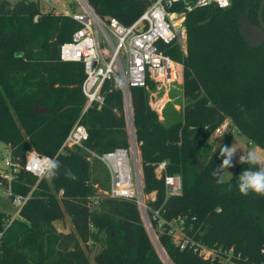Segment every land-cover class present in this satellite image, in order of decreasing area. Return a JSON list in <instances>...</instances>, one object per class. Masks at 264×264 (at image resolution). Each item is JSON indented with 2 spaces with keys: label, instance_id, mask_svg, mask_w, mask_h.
Segmentation results:
<instances>
[{
  "label": "trees",
  "instance_id": "16d2710c",
  "mask_svg": "<svg viewBox=\"0 0 264 264\" xmlns=\"http://www.w3.org/2000/svg\"><path fill=\"white\" fill-rule=\"evenodd\" d=\"M150 1L86 0L100 18L112 17L124 25L134 23ZM260 2L231 0L224 9L208 5L189 11L182 3L171 7L185 11L186 50L175 42L161 49L182 67L181 118L171 123L158 119L150 107L156 91L152 82L130 88L136 139L142 142L143 191L155 194L147 202V214L169 264H226L204 260L191 243L233 247L240 253L236 264L264 262V195L239 193L238 179L246 164L239 163L225 183H216L213 171L223 160L219 150L231 145V131L210 154L208 143L213 129L229 118L251 144L264 150V42L250 48L240 34L239 17L246 13L250 23L257 24ZM261 17L264 21V7ZM78 27L69 16L43 12L37 0H0V143L10 145L21 160L32 150L61 164L54 178L37 183L19 218L9 222L0 212V264H90L82 246L91 240L101 242L93 264H164L137 205L107 197L89 208L88 197L95 195L94 183L100 182L93 165L78 149L59 151L85 104L82 63L59 57L60 46ZM107 88L112 91L106 93L104 105L88 107L81 117L88 131L85 143L97 153L127 145L121 91L112 81L105 82ZM159 102L156 98L151 104ZM161 160L167 161L168 174L181 177L177 196H166L163 180L154 174L152 164ZM68 169L77 180L65 177ZM103 169L102 188L108 181ZM35 183L21 172L13 191L26 193ZM65 216L72 225L68 233L53 225ZM179 219L184 247L175 244L170 225Z\"/></svg>",
  "mask_w": 264,
  "mask_h": 264
},
{
  "label": "built area",
  "instance_id": "2783aa9c",
  "mask_svg": "<svg viewBox=\"0 0 264 264\" xmlns=\"http://www.w3.org/2000/svg\"><path fill=\"white\" fill-rule=\"evenodd\" d=\"M76 1L80 5V11L67 12L65 15L77 22L79 27L73 31L70 40L60 46L59 57L64 62L82 63L85 76L80 91L85 98V104L81 115L64 138L59 151L78 149L99 161L105 168L108 186L105 190H100L95 186L97 189L95 195L88 197L89 208L96 207L102 199L107 197L126 198L137 205L140 214H147L148 200L146 201V197L148 195L143 191L140 159L142 142L136 139L130 88L145 86L150 81L157 91L167 93L173 82L178 77H182L181 65L164 54L161 49L162 44L172 42L177 43L183 50L186 46L183 26L185 11H171L174 4L182 3L186 11L191 10L193 6L206 7L208 5L224 9L230 6L231 0H193L194 5L190 3V0H151L148 7L131 25H124L112 17L100 18L86 0ZM36 19L35 15L33 20ZM106 81H112L121 91L127 145L97 153L85 143L88 140V131L81 123V117L88 107L95 105L100 109L104 105L106 93L112 91L111 88L104 89ZM113 111L117 112L116 109ZM230 125L231 122L225 119L213 129L211 134L227 135ZM5 146L6 152L0 162V200L7 199L15 208L14 216L8 220L11 222L20 217V209L32 199V192L37 183L46 177L38 171L39 165L36 161L49 156L30 150L25 152L21 160L12 154L10 145ZM152 166L155 176L163 180L166 196L180 194L181 177L167 173V161L161 160L153 163ZM21 172L34 177L36 183L26 193H15L13 183L17 181ZM61 195L62 190H59L58 198ZM155 215H158V211H155ZM178 223H182V220L170 222L173 236L176 231L174 226ZM180 238L181 235L178 239L174 237V242L184 247L187 240ZM191 244L193 251L204 260L236 264L240 258V253L235 252L233 247L224 248L216 245L210 247L203 243ZM260 251L264 253V246ZM259 264H264V262Z\"/></svg>",
  "mask_w": 264,
  "mask_h": 264
},
{
  "label": "rangeland",
  "instance_id": "374dc122",
  "mask_svg": "<svg viewBox=\"0 0 264 264\" xmlns=\"http://www.w3.org/2000/svg\"><path fill=\"white\" fill-rule=\"evenodd\" d=\"M9 1L13 3L15 0H9ZM37 1H38L39 5L41 7V10L43 12H50L51 11V12H54L56 14L65 15V13H67V12L73 13V12L80 11V5L77 3L76 0H56L57 2H53V0H49V2H47V3L44 2L43 0H37ZM185 50H186V46H185L183 52H185ZM181 83H182V77L181 78L178 77V79L173 82V85L171 86L170 90L167 93H165L164 91H157L156 90L151 95L150 107H153L154 111L158 115V119L160 121H163L164 123L174 122L176 119H179L182 116L183 104L185 102V99L183 97V93H182V89H181ZM156 98L161 99V102H159L157 104V106H153L151 104V101L153 99H156ZM227 119L230 121L229 118H227ZM229 131H231L233 133V137H232L233 140H232L230 146H233L234 148H237V149H236V152L234 154L233 161H232L233 166L230 168H227L223 172V176H224L225 181H228V179L232 175L231 174L232 171L239 164V156L242 155L244 152H247L250 147H254L258 153L264 154L263 149L261 150L257 146L250 144L248 139H246L240 132H238L234 128V126L230 125ZM225 136L226 135L210 134V137L208 138V140H209L208 143H209V147H210L209 154L223 141V138ZM5 147L6 146L3 143H0V162H1V159L6 152ZM82 153H83L84 157H86V160L89 161L91 163V165H93L92 169H91L93 176H95L96 178H99V180H100L99 183H94V187L96 186L100 190H105L107 188L108 181H106L104 188H102L100 186L101 182L104 179H106L105 175H104L103 166L97 160L89 157L84 152H82ZM96 164L98 166H95ZM154 196H155V194H151V195L149 194L146 197V201L152 199ZM0 212L4 213V215H6V217L9 220V219H12V217L14 216L13 214L15 212V208L12 206L10 201L2 198V200H0ZM141 219H142V223L144 225V228L146 229V231L149 235V238L152 242V245L155 247L156 252H157L160 260L164 264H169L166 262V260L163 257L162 252L160 251L159 247L157 246V244H158L157 231L153 227L152 223L150 222V218L147 216L146 213H141ZM53 225H54V227H56V229L58 231H62L64 233H68V232L72 231L71 221H70V218L67 216H65L63 219L55 220L53 222ZM174 227L176 228V231L174 233V237H175V239H178L179 236L181 235L180 228H178V225H175ZM82 248H84V251H85V253H86V255L90 261V264H93V260H92L93 256L96 252H98L101 249V242L100 241L94 242L93 240H91L86 247L82 246Z\"/></svg>",
  "mask_w": 264,
  "mask_h": 264
},
{
  "label": "clouds",
  "instance_id": "9594fccd",
  "mask_svg": "<svg viewBox=\"0 0 264 264\" xmlns=\"http://www.w3.org/2000/svg\"><path fill=\"white\" fill-rule=\"evenodd\" d=\"M249 143L251 144L252 142L250 141ZM236 149L227 145H223L220 148L219 156L223 157V160L220 167L213 171L217 184L225 183L223 172L233 166L232 161ZM36 163L39 165L38 171L48 178H54L61 167L59 160L49 157L41 158ZM239 163L249 166L248 169L242 171L239 175V193L243 196H248L250 192L256 195H264V154L258 153L254 147H250L247 152L239 156ZM64 175L73 181L78 179L71 169L66 170Z\"/></svg>",
  "mask_w": 264,
  "mask_h": 264
},
{
  "label": "water",
  "instance_id": "95a60500",
  "mask_svg": "<svg viewBox=\"0 0 264 264\" xmlns=\"http://www.w3.org/2000/svg\"><path fill=\"white\" fill-rule=\"evenodd\" d=\"M263 7L264 0H261L257 11V24L250 23L246 13L240 16V34L244 36L250 48H256L264 42V21L261 17Z\"/></svg>",
  "mask_w": 264,
  "mask_h": 264
},
{
  "label": "crops",
  "instance_id": "0c3cea01",
  "mask_svg": "<svg viewBox=\"0 0 264 264\" xmlns=\"http://www.w3.org/2000/svg\"><path fill=\"white\" fill-rule=\"evenodd\" d=\"M43 1L46 2V3L49 2V0H43ZM53 2H57V1L56 0H53Z\"/></svg>",
  "mask_w": 264,
  "mask_h": 264
},
{
  "label": "bare ground",
  "instance_id": "6f19581e",
  "mask_svg": "<svg viewBox=\"0 0 264 264\" xmlns=\"http://www.w3.org/2000/svg\"><path fill=\"white\" fill-rule=\"evenodd\" d=\"M164 257V256H163ZM164 259H165V257H164Z\"/></svg>",
  "mask_w": 264,
  "mask_h": 264
}]
</instances>
